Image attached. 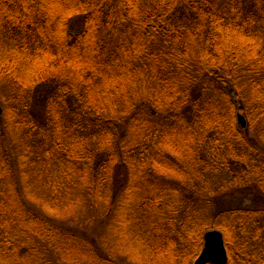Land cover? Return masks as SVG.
Wrapping results in <instances>:
<instances>
[{
    "label": "trees",
    "instance_id": "16d2710c",
    "mask_svg": "<svg viewBox=\"0 0 264 264\" xmlns=\"http://www.w3.org/2000/svg\"><path fill=\"white\" fill-rule=\"evenodd\" d=\"M0 82V174L32 166L51 187L0 186L1 256L119 264L105 233L128 223L160 259L195 264L219 230L227 264H264V208L222 204L264 195V0H0Z\"/></svg>",
    "mask_w": 264,
    "mask_h": 264
},
{
    "label": "rangeland",
    "instance_id": "374dc122",
    "mask_svg": "<svg viewBox=\"0 0 264 264\" xmlns=\"http://www.w3.org/2000/svg\"><path fill=\"white\" fill-rule=\"evenodd\" d=\"M70 25H71V30L74 32H77L83 27V19H81V17H75L71 20ZM8 91H9L8 86L0 82V110H1L0 116H2L3 114L6 115L7 112H9V109H7V106H6L7 104L6 96H7ZM33 109L36 111L37 114L41 113L39 105H35V108ZM19 134L20 132L15 131L13 128H12V131L9 130V136L11 138L17 137ZM21 134L23 136V133ZM22 164L23 163H21V165ZM29 168H30L29 169L30 171L28 172L21 171L18 176L16 173L15 174V177H17L16 179L12 177H9V178L4 177L7 175L6 173L0 174V186L3 189H6V192H4L3 194L4 196L8 198V200H14L17 197L21 199H25V200L26 199L34 200V199H38L41 195L43 196L50 195L48 188H51V187L50 185H47L49 183L45 181L46 179H44V177L41 178L39 171L37 169H34V167L30 166ZM38 169L42 171L44 169V166L43 165L39 166ZM59 176H60V173L57 169L51 168L49 170V177L53 181L58 180ZM14 182H15L16 188H13ZM41 185L45 186L46 188ZM17 188H18V191H17ZM222 204H225V206L228 208L229 207H233V208L251 207L252 209H263L264 208V195H262L260 191L255 188L254 185H252L251 189L236 190L233 192L231 191L226 197H224ZM65 213L66 211H63L61 209H57V212L55 211L52 213V215L55 214L53 216L55 225H60L59 223H62L61 221L63 220V218L61 216H64ZM10 218L15 219L14 223H12L11 230H16V231L22 230V227L19 226L16 221L18 219L14 218V216L12 217L10 216ZM6 225L11 226V223L8 222ZM4 230L7 231V229H4ZM91 230L92 232H95L97 234L98 226H93ZM80 231L81 230L77 232H80ZM132 233H133V230H131L130 225L128 223L123 226L120 224V227L118 228H116V226L113 224L112 228L107 229V232L105 233V240L109 244L110 253L114 254L113 256L116 257L119 264H122L125 262H127L126 264L128 263L177 264L175 262V259L172 260L170 257H168L167 254H165V257H162L161 259L159 258V255L157 254V250H158L157 245L155 244L154 240L150 241L149 247L145 248L144 237L141 234L138 235V237H136L135 234H132ZM91 236L93 237L94 234ZM75 244L73 245L72 242L66 244L65 250H68L67 251L68 255L70 256L76 255L77 251L82 253L81 242H78L76 245ZM203 248L204 246L202 247V250ZM6 252L7 250L4 251L2 248V253L6 257L0 255V264H43L42 263L43 260L39 258V256L44 254V252L43 253L41 252L42 254L39 253V256L38 254H28V256L26 255L27 258L25 256L15 257V251L12 254L10 252H8V254H5ZM22 253L27 254L25 250H22ZM45 255L47 256L46 259L49 260L50 262H53L54 264H61L58 260V256L56 255V252L52 248L48 247V251L45 249ZM257 255L260 256L261 252H257ZM118 257L120 259H118Z\"/></svg>",
    "mask_w": 264,
    "mask_h": 264
},
{
    "label": "water",
    "instance_id": "95a60500",
    "mask_svg": "<svg viewBox=\"0 0 264 264\" xmlns=\"http://www.w3.org/2000/svg\"><path fill=\"white\" fill-rule=\"evenodd\" d=\"M1 112V110H0ZM238 120L242 128H246L247 121L239 115ZM204 248L195 264H227L229 257L225 245L224 235L219 230H210L204 235Z\"/></svg>",
    "mask_w": 264,
    "mask_h": 264
}]
</instances>
